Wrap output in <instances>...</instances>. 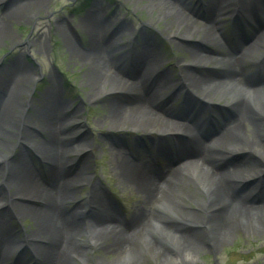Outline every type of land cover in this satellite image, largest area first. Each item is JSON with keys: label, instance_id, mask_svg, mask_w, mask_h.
<instances>
[{"label": "rangeland", "instance_id": "1", "mask_svg": "<svg viewBox=\"0 0 264 264\" xmlns=\"http://www.w3.org/2000/svg\"><path fill=\"white\" fill-rule=\"evenodd\" d=\"M5 1L0 0V77L3 69L16 63L19 70L33 73L35 79L25 89L14 93L7 114L0 117V205L10 201L11 193L6 186L12 175V178H19V174L28 175L31 170L43 187L52 191L50 181L56 173L60 181L67 180L66 197L58 202L57 211L48 218L51 220H44L47 223L58 219L65 223L67 220L66 226L74 227V232L62 239L68 247L66 264H123L129 247L132 249L131 264H175L169 261L173 258L177 259L176 264H264V216L261 214L259 217L254 214L256 223L250 227L254 233L247 234L242 228L232 232L223 242L215 239L221 229L214 224L216 217L211 205L219 199L214 200L215 194L212 199L204 192L200 194L199 186L194 185L200 180L197 175L203 181L214 180L203 167L198 172L195 168L174 172L166 178V186L158 193H147L134 186L135 183L126 180L119 167L126 157L134 162L148 160L151 169L169 170L173 152L185 151L181 148L185 145L177 148L172 142L173 139L178 144L185 139L186 135L178 132V127L194 123V120L178 118L186 114L183 96L169 97L164 102L175 122L167 125L159 120L166 125L155 123L162 126L161 131H152L154 124L151 122L148 125L137 122L130 113L133 96L128 86L140 72L135 55L148 57L155 53L154 76L163 74L173 84L182 82L180 74L189 70L203 78L218 77L224 81L222 75L227 72V64L240 60L234 41L244 42L243 37L251 35L241 48H253L255 37L252 35L256 33L252 31V25L243 24L242 30L232 31L234 19L226 17L223 24L226 45L219 46L210 39H203L201 33H190L187 24L173 23L167 13L168 7L159 0H31L25 5L32 3L34 6L23 15L14 13L23 0ZM190 3L198 20L193 29L199 31L204 22L201 7L207 0H191ZM86 21L91 35L85 29ZM95 36L104 47L99 56L104 60L93 53L89 55L90 37ZM113 42L115 46H112ZM86 53L91 61L84 59ZM260 53L261 50L249 53L247 65L249 59L257 60ZM111 58L116 60L109 62ZM222 69H225L223 73ZM252 69L249 64L247 74ZM113 73L121 75L122 80L111 77ZM151 81L144 83V92H149L147 88H155L153 83L150 86ZM242 82L258 85L255 78H244ZM120 86L124 88L123 92H114ZM205 86L208 87L203 83L201 90ZM217 87L196 93L202 102L213 105L202 119H195L202 124L201 132L205 136L211 131L208 119L219 120L222 127L228 116H233L229 107L230 95H220ZM115 105L124 108L117 118H112ZM196 105L202 106L199 102ZM75 112L80 120L73 121ZM166 127L169 129L162 131ZM56 132L54 141L50 140ZM167 132L180 133L182 137L169 139L163 135ZM201 139L205 141V138ZM26 144H31L32 150L26 148ZM72 148L75 151L71 152ZM222 155L226 159L216 158L219 168L227 166V160H235L228 153ZM29 185V189L22 191L31 193L32 179H29ZM188 185H192L191 189ZM14 200L20 207L14 209L9 226L13 229V242L20 243L36 230L42 218L38 213L22 209V199ZM102 200L123 223L141 213L142 220L134 229L142 236L126 241L122 247L113 245L110 235L105 233L107 230L91 221L95 218V204ZM165 203L182 221L167 212L163 207ZM74 207L77 212L72 211ZM165 230L176 236L200 232L202 238L199 241L198 236L199 243L195 248L181 241L183 248L170 251L159 237ZM187 246L193 248L195 258L184 252ZM21 253L26 260L31 258L30 251L18 246L6 264L14 262ZM27 262L34 264L35 259Z\"/></svg>", "mask_w": 264, "mask_h": 264}, {"label": "bare ground", "instance_id": "2", "mask_svg": "<svg viewBox=\"0 0 264 264\" xmlns=\"http://www.w3.org/2000/svg\"><path fill=\"white\" fill-rule=\"evenodd\" d=\"M10 1L13 0H6L4 3ZM159 1L168 7L167 13L170 14L169 16L173 19V23L187 24L186 29L190 33L196 35L201 33L203 39H210L219 46L226 45L224 38L225 28L223 29L226 17H233V26L236 30H242L243 24H251L253 27L252 31L256 33L252 35L255 37L252 42L253 48L250 49L246 46L241 48L245 41H234L233 44L237 47L236 50L241 56L240 60L236 59L227 64V72L222 75V79L225 76L224 81H221L218 77L203 78V75L189 70V72H182L179 76L182 82L175 84L163 74L154 76L155 53H150L148 57L143 54L135 55V61L140 72H138L139 76L135 81L129 83L128 86L132 89L133 96V101L129 104L131 106L130 113L136 117L137 122L141 121L144 125H148L151 122L154 124L152 125V131H159L162 127L157 126L156 122L166 126L159 120H163L167 125L174 123L173 113L164 102L169 100V97L178 99L183 96L186 114H181L178 118L189 120L190 122L194 120V123L193 125L179 126L180 130L178 127V132L186 136L182 142L177 144V147L185 145L181 147L185 151H178L174 157L171 155L173 162L169 163V170L165 171L161 168L151 169L147 164L148 160L134 162L126 157L121 160L119 167L123 169L126 180L135 183L134 186L147 193H158L160 189L166 186L167 177L173 175L174 172L176 173L183 168H195V172H198L203 167L210 172L214 180L203 181L195 173L200 180L198 181L199 183L196 182L194 185L195 187L199 186L198 192L200 194V189H202L210 199L213 198L214 194V200L219 199L211 205L216 217L214 224L221 229V234L216 235L215 239L223 242L227 240L232 232L242 228L245 229L247 234L254 233V230L250 228L252 224L256 223L254 214L257 217H259L258 214L264 216V0H207V3H204L201 7V17L204 22L201 25L202 29L199 31L193 29V25L198 20L197 16L193 15L190 5L191 0ZM21 2L14 13L23 15L34 6H32V3L28 6L25 5L30 3L31 0H23ZM87 20L92 22L90 17H87ZM88 21L84 23V26L91 35L90 27L87 24ZM90 39L91 42L88 45L90 54L86 53L84 56V59L87 60H90L87 56L88 54L90 56L94 54L99 57L103 54L102 50L104 49L100 41L96 39V36L95 38L90 37ZM112 46H115L114 42ZM259 50H261V53L257 60L252 61V59H249L248 65L252 64L253 69L247 74L246 57L253 51L259 53ZM196 54L198 55V53ZM99 58L104 60L103 57ZM200 58L205 59L204 57ZM111 60L116 59L111 58L109 62ZM117 60L123 61L119 58ZM94 61L96 63V60ZM224 70L222 69V73ZM1 75L3 76L0 77V117H4L8 112L12 95L25 89L24 86L30 84L31 79H35V75L28 71L19 70L16 63L3 69ZM111 77L116 79L123 78L117 73H113ZM244 78H255L258 85L244 84L243 82L241 84V79ZM149 79L150 81L152 80L150 86L153 83L155 88H147L146 90L149 92H144L142 90L145 89L144 83ZM231 82H234V84ZM203 83L208 85V87L205 86L201 90ZM215 86H219L216 90L220 89L218 90L220 95H230L231 102L229 107L231 112H233V116H228L229 119L226 120L221 128L216 129L214 126L213 131L208 132V135L205 136L201 132L202 124L200 125L199 121H195V119H202L206 112L213 108V105L202 102L196 93H203L206 90L212 91ZM123 90L124 88L121 87L119 90H114V92H123ZM7 91L8 95L6 94ZM167 91L170 92L169 95L165 94ZM238 93H240L239 96L237 95ZM206 98L211 100L209 96H206ZM198 102L201 103V107L196 105ZM122 108L124 106L115 105L111 117L117 118L121 114ZM194 112H196L195 115L192 114ZM61 125H64V120ZM165 129L169 128L166 127L162 131H166ZM167 133L163 135L179 139L182 137L180 133ZM54 135L50 140L54 141L57 132ZM201 138H205V141ZM29 148H32L31 144ZM70 151H75V148ZM223 153L230 155L236 153L233 155L235 160H227L229 161L227 166L219 168L216 164V158L224 157L226 159V156L222 155ZM171 157L170 161H172ZM30 173L28 175L19 174V178L16 176L12 178V175L11 179L7 181L8 186L6 188L8 187L7 190L11 193V197L9 203L0 205V264H6L11 259L13 252H16L18 246L30 251L32 257L30 259L27 257L26 260V257L21 253L10 264H28L27 261L32 258L36 260L34 264H66L69 256L67 254L68 247L64 245L62 239L65 235L72 234L74 227L71 225L66 226L67 220H65V223H62L60 219L57 220L58 222L47 223L44 219L53 216V213L57 211L58 202H62L65 199L67 180L60 181L56 173H54L50 181L54 189L52 188L53 190L50 191L47 186L46 188L43 187L33 171L30 170ZM29 179H32L31 193L29 190L26 192L22 191L24 188H30ZM191 186L188 185L189 189H191ZM14 199H22V209L38 213L39 217L42 218V223H38L36 230H34L35 232L33 231L32 234L25 236L20 243L13 242V229L9 226L13 213H15L14 209L20 207ZM95 205L97 207L93 211L95 218H91V221L102 230H107L105 233L110 235L113 245L118 244L122 247L126 241L133 240V238L135 240L138 235L142 236L134 229L135 224L142 220L141 213L134 215L130 220L123 223L106 201L102 200V202H98ZM163 207L167 212L177 215L169 204L165 203ZM74 210L77 212V208L74 207L72 211ZM98 210L100 213L95 214ZM65 226L66 231L63 229ZM198 236L200 241L202 238L200 232L176 236L174 232L165 230L159 237L165 248L174 251L183 248L181 241L189 243L190 246L194 245L195 248L199 243L197 241ZM131 250L130 247L129 249L127 248L126 257L122 259L123 264H131ZM183 250L187 255H192L193 258L196 257L193 254V248L187 246ZM169 259L167 257V260ZM169 261L176 264L177 259L173 258Z\"/></svg>", "mask_w": 264, "mask_h": 264}]
</instances>
